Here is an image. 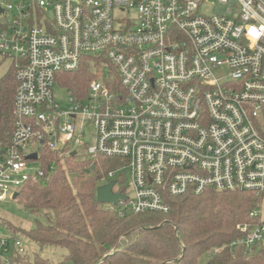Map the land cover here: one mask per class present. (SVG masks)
<instances>
[{
  "label": "built area",
  "instance_id": "built-area-1",
  "mask_svg": "<svg viewBox=\"0 0 264 264\" xmlns=\"http://www.w3.org/2000/svg\"><path fill=\"white\" fill-rule=\"evenodd\" d=\"M0 0V56L17 86L0 142V203L45 175L41 149L120 158L108 173L118 217L167 214L169 198L207 190L264 196V0ZM88 58L95 77L61 112L53 87ZM93 138V146L86 140ZM36 154V159L28 158ZM31 162H38L33 165ZM54 164H49V171ZM129 169V194L120 185ZM230 248H264L257 207ZM0 234V261L29 254Z\"/></svg>",
  "mask_w": 264,
  "mask_h": 264
},
{
  "label": "trees",
  "instance_id": "trees-1",
  "mask_svg": "<svg viewBox=\"0 0 264 264\" xmlns=\"http://www.w3.org/2000/svg\"><path fill=\"white\" fill-rule=\"evenodd\" d=\"M88 58L73 72L58 74V82L78 98L95 77ZM17 86L12 65L0 77V142L9 143L13 129V98ZM45 175L18 190L15 201L27 210L43 213L22 230L2 221L7 231L44 247H60L67 256L58 264H264V248L252 255L230 248L239 237L237 226L247 220L259 198L243 191L207 190L200 195L169 198L167 214L143 213L118 217L99 207L96 190L124 159L75 155L59 158L41 149ZM53 170L49 171V164ZM0 264L2 262L0 261ZM13 264H52L36 252L15 257Z\"/></svg>",
  "mask_w": 264,
  "mask_h": 264
},
{
  "label": "rangeland",
  "instance_id": "rangeland-1",
  "mask_svg": "<svg viewBox=\"0 0 264 264\" xmlns=\"http://www.w3.org/2000/svg\"><path fill=\"white\" fill-rule=\"evenodd\" d=\"M220 8L214 3V0H207V2L200 8V12L206 15H212L216 13ZM11 66V61L9 58H2L0 56V77L9 72ZM88 85V84H87ZM87 88V86H86ZM69 89L61 85L58 80H56L53 87V99L54 103L58 105L61 112H68L71 107H73L70 101ZM86 142L93 146V138H87ZM79 158L88 159L89 157L79 154ZM33 165H37L38 162H31ZM124 174L123 180L120 183L121 186L127 189V194H129V169L124 168L121 170ZM110 183H114L115 190L117 189L118 183L116 178H108L98 183L100 186H104ZM107 204H99L101 209H104ZM257 210L261 212V217L264 218V196L258 200ZM7 221L12 225L21 228L22 230H30L35 226L36 221L46 223L43 213H35L27 210L21 203L15 200H6L0 203V234L7 232V227L3 225L2 221ZM25 247L30 252H36L41 258L50 261L52 264H58L64 260L67 256V250L60 247H44L39 249V247L33 243H26Z\"/></svg>",
  "mask_w": 264,
  "mask_h": 264
},
{
  "label": "water",
  "instance_id": "water-1",
  "mask_svg": "<svg viewBox=\"0 0 264 264\" xmlns=\"http://www.w3.org/2000/svg\"><path fill=\"white\" fill-rule=\"evenodd\" d=\"M76 155L75 152L71 153V156L74 157ZM28 158L30 159H36V154H32L30 155ZM113 187H114V183H110L104 186H100L97 188L96 190V201L99 204H113L115 205L118 200H124L125 197H123L121 194L119 193H114L113 192ZM18 195V193H15L13 198H16Z\"/></svg>",
  "mask_w": 264,
  "mask_h": 264
}]
</instances>
